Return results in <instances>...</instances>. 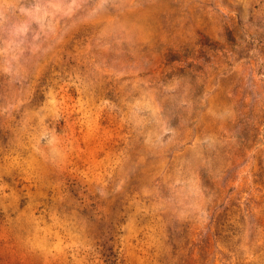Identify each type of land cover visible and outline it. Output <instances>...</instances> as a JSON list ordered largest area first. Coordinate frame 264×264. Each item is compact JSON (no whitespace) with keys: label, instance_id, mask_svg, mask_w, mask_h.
Wrapping results in <instances>:
<instances>
[{"label":"rangeland","instance_id":"374dc122","mask_svg":"<svg viewBox=\"0 0 264 264\" xmlns=\"http://www.w3.org/2000/svg\"><path fill=\"white\" fill-rule=\"evenodd\" d=\"M0 264H264V0H0Z\"/></svg>","mask_w":264,"mask_h":264}]
</instances>
